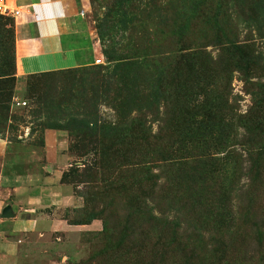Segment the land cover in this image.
I'll return each instance as SVG.
<instances>
[{"label": "rangeland", "instance_id": "rangeland-1", "mask_svg": "<svg viewBox=\"0 0 264 264\" xmlns=\"http://www.w3.org/2000/svg\"><path fill=\"white\" fill-rule=\"evenodd\" d=\"M87 3L104 40L97 35V56L80 68L21 74L14 19H0L5 170L55 173L80 202L63 216L73 223L96 214L90 223L99 224L98 231L56 236L39 256L67 264H165L169 254L191 250L174 241L194 233L228 237L216 223L225 224L224 206L239 215L251 169L264 182V0ZM240 55L247 63L237 64ZM127 133L136 139L130 146L120 141ZM201 166L205 185L195 182L193 191L199 201L183 207L191 217L167 213L163 198L187 191ZM151 189L159 190L149 196ZM197 203L198 212L216 208L215 228L195 226ZM148 211L170 225L153 231ZM263 254L241 241L213 262L260 264Z\"/></svg>", "mask_w": 264, "mask_h": 264}, {"label": "crops", "instance_id": "crops-1", "mask_svg": "<svg viewBox=\"0 0 264 264\" xmlns=\"http://www.w3.org/2000/svg\"><path fill=\"white\" fill-rule=\"evenodd\" d=\"M87 2L5 0L10 13L2 16L14 19L15 50L21 74L92 64L99 42L88 18ZM8 148L9 142L0 136V264H67L39 256V252L56 236L58 240V236L74 231H98L99 224L74 225L63 216L80 202L55 173L6 171L4 158Z\"/></svg>", "mask_w": 264, "mask_h": 264}, {"label": "trees", "instance_id": "trees-1", "mask_svg": "<svg viewBox=\"0 0 264 264\" xmlns=\"http://www.w3.org/2000/svg\"><path fill=\"white\" fill-rule=\"evenodd\" d=\"M0 15V19H1ZM97 35L100 38V40H104V34L101 30L100 26H97ZM238 61V65H243L247 63L243 56L240 55ZM249 65V63H248ZM140 129V127H139ZM138 133V132H137ZM135 133V134H137ZM128 135V137H127ZM133 136V135H132ZM129 136V133L124 134L121 138V142H127V144H124V146L128 145L129 143L135 141V136ZM129 144L128 146H130ZM251 182H248L249 185L247 186V189L242 193L244 197L243 205L241 206L240 213L238 216H236V213L232 210V205L230 203H227L228 210L225 209L224 211L226 214L221 215L222 220L225 222L224 225L220 223L218 220L217 226L220 227V231H226L228 237L223 236H211V235H204L201 233H194L188 239H183L179 241H174V245L181 246L183 248H188L191 250L187 253H184L182 255H179L177 253H171L169 254V263L165 264H215L213 262V259L215 256H217L218 259L222 258V254L224 253V249L226 246L236 243H241V241H244L245 245H256L257 247H261L262 250L264 249V207L261 206V198L264 197V182H262L259 175V170L256 171V169H251ZM204 169L201 167H196L194 171V176L189 175V182H186L187 184V191H181V195L177 194H166V197L164 199L163 206L167 208V213L170 211H175V214L180 213L183 215H188V217H191V213L188 212V210H185L184 203L185 201H188V206L190 208L192 207L193 203L198 202L199 199L196 198V195L193 191H196L195 189V182L201 183L204 180ZM203 185H205V182H202ZM195 184V185H194ZM157 190L151 189L149 191V196L152 194L151 192L155 193ZM183 192H190V194L195 196H185ZM193 198V199H192ZM201 204H204L203 199L200 197ZM196 213L194 215L193 220L195 219L194 223L195 226L199 229L201 228L203 231H208L212 228H215V222H214V216L216 208L214 210H208L203 209L200 212L199 209V203L194 207ZM190 210V209H189ZM212 211V213H210ZM141 212V211H137ZM149 212V211H148ZM151 212V211H150ZM148 213L147 221L152 226V230H156L158 228L165 229V227H168L170 223L167 221V218L164 217H155L151 213ZM142 213V212H141ZM216 213H222L221 211H216ZM160 215L165 216V214L159 212ZM95 216L91 215L89 220H83L79 222H73L74 225H84L89 224L92 220L97 219V215ZM137 217V215H135ZM174 224V223H171ZM242 228V230H241ZM106 229V226H104V231ZM223 234V235H226ZM110 237V236H109ZM171 238L174 239L173 235L171 234ZM175 240V239H174ZM186 246V247H185ZM144 246H141V248ZM180 253V252H179ZM260 264H264V254L262 260H260Z\"/></svg>", "mask_w": 264, "mask_h": 264}, {"label": "built area", "instance_id": "built-area-1", "mask_svg": "<svg viewBox=\"0 0 264 264\" xmlns=\"http://www.w3.org/2000/svg\"><path fill=\"white\" fill-rule=\"evenodd\" d=\"M9 9L5 6V0H0V15H7L9 14ZM95 63H100L99 60H95ZM18 105H24L25 103H17Z\"/></svg>", "mask_w": 264, "mask_h": 264}]
</instances>
